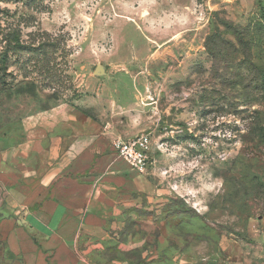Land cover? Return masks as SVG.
<instances>
[{"label": "rangeland", "instance_id": "374dc122", "mask_svg": "<svg viewBox=\"0 0 264 264\" xmlns=\"http://www.w3.org/2000/svg\"><path fill=\"white\" fill-rule=\"evenodd\" d=\"M43 30L69 81L42 88L20 55L1 134L65 110L72 135L163 143L167 193L143 204L166 209L124 213L96 263L264 264V0H0V55L3 33Z\"/></svg>", "mask_w": 264, "mask_h": 264}, {"label": "crops", "instance_id": "0c3cea01", "mask_svg": "<svg viewBox=\"0 0 264 264\" xmlns=\"http://www.w3.org/2000/svg\"><path fill=\"white\" fill-rule=\"evenodd\" d=\"M68 119L33 112L20 119L19 141L0 133V264H97L91 252L114 238L124 213L166 209L143 204L167 193L156 147L138 173L101 136L72 135Z\"/></svg>", "mask_w": 264, "mask_h": 264}, {"label": "trees", "instance_id": "16d2710c", "mask_svg": "<svg viewBox=\"0 0 264 264\" xmlns=\"http://www.w3.org/2000/svg\"><path fill=\"white\" fill-rule=\"evenodd\" d=\"M60 42L58 38H53L47 31H40L29 34L28 40H21L15 32H5L1 36V90L7 85V78L12 77L9 71L11 65L19 63V57L27 54L28 58L20 64L24 67L32 64L31 72L37 73L43 82L41 87L53 88L54 85L65 88L69 76L64 73L61 64L57 61ZM43 83V84H42Z\"/></svg>", "mask_w": 264, "mask_h": 264}, {"label": "built area", "instance_id": "2783aa9c", "mask_svg": "<svg viewBox=\"0 0 264 264\" xmlns=\"http://www.w3.org/2000/svg\"><path fill=\"white\" fill-rule=\"evenodd\" d=\"M163 143H155L152 132H142L127 139H115L112 150L123 158L130 169L143 173L149 168V153L152 147L160 150Z\"/></svg>", "mask_w": 264, "mask_h": 264}]
</instances>
